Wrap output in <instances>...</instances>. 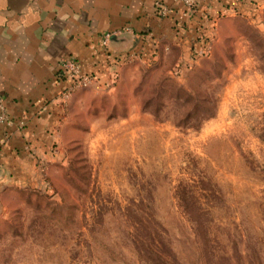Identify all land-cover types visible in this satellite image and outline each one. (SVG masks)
Listing matches in <instances>:
<instances>
[{
  "label": "rangeland",
  "instance_id": "374dc122",
  "mask_svg": "<svg viewBox=\"0 0 264 264\" xmlns=\"http://www.w3.org/2000/svg\"><path fill=\"white\" fill-rule=\"evenodd\" d=\"M255 4L225 58L182 70L170 59L165 72L141 63L103 83L0 220V264H264Z\"/></svg>",
  "mask_w": 264,
  "mask_h": 264
},
{
  "label": "crops",
  "instance_id": "0c3cea01",
  "mask_svg": "<svg viewBox=\"0 0 264 264\" xmlns=\"http://www.w3.org/2000/svg\"><path fill=\"white\" fill-rule=\"evenodd\" d=\"M156 1L172 12L161 17ZM195 1L191 14L175 0H0V96L15 122L0 123V139L10 134L0 150V220L19 202V189L34 184L55 143L75 136L76 116L86 115L104 82L124 79L141 63L165 72L170 59L182 70L235 52L257 0ZM125 27L131 33L104 42ZM65 56L92 81L61 101Z\"/></svg>",
  "mask_w": 264,
  "mask_h": 264
},
{
  "label": "built area",
  "instance_id": "2783aa9c",
  "mask_svg": "<svg viewBox=\"0 0 264 264\" xmlns=\"http://www.w3.org/2000/svg\"><path fill=\"white\" fill-rule=\"evenodd\" d=\"M177 2H180L184 8L185 11L188 13H194L197 6L195 0H175ZM155 7L158 9L159 14L161 17H165L168 14L172 12V8L166 6L161 1L155 2ZM125 33H131L130 28H122L120 30H116L112 33H108L104 36V42L108 41L112 36H120ZM59 70L62 75V77L68 82L67 87H65L61 93L59 94L58 99L63 101L67 95H69L76 87L78 86H85L86 83L90 81V77L87 75H82L80 72L79 64L77 60L72 56H65L62 57L59 61ZM0 123L4 124L8 128H11L14 125V120L11 119L3 105V98L0 96ZM25 125V121L20 119L18 121V126ZM10 138V134H6L2 139H0V150L4 147V145L7 143L8 139Z\"/></svg>",
  "mask_w": 264,
  "mask_h": 264
},
{
  "label": "water",
  "instance_id": "95a60500",
  "mask_svg": "<svg viewBox=\"0 0 264 264\" xmlns=\"http://www.w3.org/2000/svg\"><path fill=\"white\" fill-rule=\"evenodd\" d=\"M111 38H112V39H113V38H116V39H122L123 37H122V36H112Z\"/></svg>",
  "mask_w": 264,
  "mask_h": 264
}]
</instances>
